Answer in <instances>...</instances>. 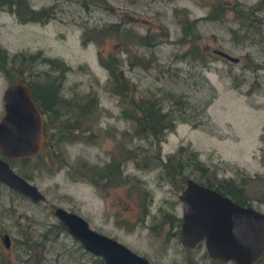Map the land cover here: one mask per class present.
<instances>
[{
  "label": "rangeland",
  "instance_id": "rangeland-1",
  "mask_svg": "<svg viewBox=\"0 0 264 264\" xmlns=\"http://www.w3.org/2000/svg\"><path fill=\"white\" fill-rule=\"evenodd\" d=\"M22 2V13L0 8V97L8 82L1 65L13 53L61 59L68 68L60 92L73 102L62 157L86 160L93 180L71 178L66 164L45 168V149L10 159L42 196L0 183V264H103L65 230L56 205L150 264H233L209 257L202 242L183 247L175 224L161 220L181 213L164 169L243 178L252 206L264 210L261 182L250 178L264 177V0H238L240 15L221 20L206 18L201 0ZM181 19L199 34L196 45L182 36ZM126 87L147 98L144 110L127 108ZM113 166L125 179L103 189ZM141 187L149 198L139 221Z\"/></svg>",
  "mask_w": 264,
  "mask_h": 264
},
{
  "label": "water",
  "instance_id": "water-1",
  "mask_svg": "<svg viewBox=\"0 0 264 264\" xmlns=\"http://www.w3.org/2000/svg\"><path fill=\"white\" fill-rule=\"evenodd\" d=\"M220 56L237 57L213 48ZM0 183L35 200L42 195L10 166L9 160L38 154L45 144L43 118L30 88L21 80L9 81L1 93ZM180 202V243L191 248L202 242L209 257L233 264H253L264 250V211L240 205L213 187L183 177L177 193ZM53 213L87 251L100 257L103 264H150L115 238L91 228L79 214L62 206ZM2 238L6 244V234Z\"/></svg>",
  "mask_w": 264,
  "mask_h": 264
},
{
  "label": "trees",
  "instance_id": "trees-1",
  "mask_svg": "<svg viewBox=\"0 0 264 264\" xmlns=\"http://www.w3.org/2000/svg\"><path fill=\"white\" fill-rule=\"evenodd\" d=\"M201 1H204L206 6V18L221 20L226 16L228 11L231 12V16L234 18L240 15V4L238 0ZM1 7H5L9 11L17 13L26 11V7L23 5L22 0H0V8ZM121 19L123 18L118 16V20L123 21ZM125 20H129L128 17L125 18ZM178 26L182 36L186 38V40L190 39V44H192V46L196 45L195 41L198 42L200 38L199 34L192 28L193 25L190 22L181 19L178 20ZM93 37L97 42L99 41L98 33L97 36L94 34ZM199 49L202 51L201 48ZM195 50L197 51L198 48ZM41 63L45 64L46 67H39V64ZM1 68L8 82L21 80L28 84L35 104L42 114L45 145L41 150L43 151L45 149V155L50 159V163H44L45 168L59 167L60 165L66 164L67 171L71 178L85 181L93 180V168L86 160L78 161L74 164H68L62 157L64 154L62 153L60 141H62L65 133L63 123H65L70 117L71 104L73 103L71 98L64 96L60 92L63 73L68 66L61 59L47 57L37 51L29 52L19 50L18 52L13 53L8 62L1 65ZM121 93L123 94V99L127 108L131 110H144L145 105L149 102L147 98L140 95H134L128 87L124 88ZM164 176L167 181L173 183L179 189L182 187V175L175 173L169 168H165ZM250 178H256L261 182L260 195L262 197L261 199L264 200V177L255 174L254 176H250ZM124 179V177H121L120 170L117 169L116 166H113L107 172L102 187L104 189L107 186H113L114 184L123 182ZM194 179L228 195L234 201H250V198L244 191L243 178L236 181L231 177H217L215 175L198 173L194 176ZM142 188L143 187H141V190L139 191L141 196L139 201L141 212L139 217H137V220L139 221L143 219V216L147 211L146 203H148V201H145L144 199L148 200L149 198L147 191ZM136 190L137 187H135L134 191L136 192ZM127 192H129V190H127ZM162 217L163 219L161 220H168L170 224H175V233L179 235L178 225L180 217L172 216L169 213H165Z\"/></svg>",
  "mask_w": 264,
  "mask_h": 264
},
{
  "label": "flooded vegetation",
  "instance_id": "flooded-vegetation-1",
  "mask_svg": "<svg viewBox=\"0 0 264 264\" xmlns=\"http://www.w3.org/2000/svg\"><path fill=\"white\" fill-rule=\"evenodd\" d=\"M39 109V108H38ZM41 113V112H40ZM42 115V114H41ZM45 136V135H44ZM45 145V144H44ZM44 145L41 147V149L44 147ZM41 149H40V151H41ZM39 151V152H40ZM39 152H38V154H39ZM35 155H37V154H35ZM234 202H236V203H238V204H240V205H251L252 206V204H251V201H247V202H239V201H234ZM252 207H254V206H252ZM255 208V207H254ZM255 209H257V208H255ZM259 210V209H258ZM262 211H264V210H262ZM179 226V225H178ZM178 230H179V228H178ZM253 264H264V250H263V252H262V254H261V256H260V258L257 260V261H255Z\"/></svg>",
  "mask_w": 264,
  "mask_h": 264
}]
</instances>
